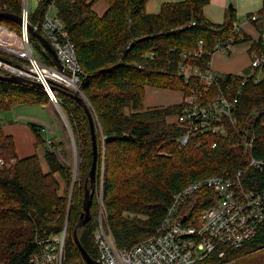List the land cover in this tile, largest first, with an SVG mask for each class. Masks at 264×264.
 <instances>
[{"label": "trees", "instance_id": "1", "mask_svg": "<svg viewBox=\"0 0 264 264\" xmlns=\"http://www.w3.org/2000/svg\"><path fill=\"white\" fill-rule=\"evenodd\" d=\"M50 1L75 48L82 70L80 92L97 119L96 123L93 118L97 145L95 192L100 184L102 144L104 227L118 249L131 248L153 236L172 196L194 182L212 176L228 178L244 170L243 186L264 194V166L261 171L248 168L251 159L264 163V65L258 82L254 81L256 70L251 76L234 77L228 92V98L237 99L231 115L234 122L224 121V136L190 137L181 147L183 130L176 120L180 104L165 108L144 105L147 86L176 89L183 95L189 92L191 83L177 75L181 54L201 41L203 62L208 61L207 53L215 43L232 36L237 21L232 7L226 10L222 24H214L203 13L207 0L166 3L157 14H146L147 0H103L108 9L102 17L92 11L95 0ZM21 3L22 0H0V13L21 16ZM46 7V2L38 1L35 11L29 14L32 28L40 25ZM257 14L264 18V0ZM0 25L20 32V26L1 17ZM252 26L259 34V28ZM241 33L244 38L239 43L251 41ZM253 50L264 54V42H253L248 52ZM231 76H226V82L231 81ZM59 99L79 161L69 205L72 172L61 164L52 146L45 145L37 127L30 124L35 149L41 143L45 145L47 173L42 171L37 154L19 159L13 138L5 135L0 126V160L9 165L0 168V236L7 237V228L16 225L12 221L27 227L19 243L9 241L1 252L3 264H28L40 249L37 243L60 233L65 224L63 264H84L73 229L83 210L84 186L92 162L91 133L84 109L65 95L59 94ZM47 102L39 90L0 81V112L16 105ZM246 139H253L250 147L243 144ZM55 174L64 180L62 194ZM95 192L91 220L77 233L81 247L94 261L98 258L93 237L98 215ZM214 199V192L202 187L187 196L180 213L188 219L212 205ZM263 249L264 225H260L242 248L227 251L223 258L214 252L195 264H246L244 257Z\"/></svg>", "mask_w": 264, "mask_h": 264}, {"label": "built area", "instance_id": "2", "mask_svg": "<svg viewBox=\"0 0 264 264\" xmlns=\"http://www.w3.org/2000/svg\"><path fill=\"white\" fill-rule=\"evenodd\" d=\"M28 0H22L20 32L0 25V71L27 81L38 83L43 88L48 102L57 108L59 94L52 88L66 92H80L82 70L78 64L75 48L70 42L64 24L56 16L54 2H46L47 7L40 25L33 27L48 42L62 66L44 64L31 46V37L26 30L30 12ZM247 22L259 28V39L264 42V18L253 13ZM238 20L233 24L232 36L215 43L207 54L210 59L203 62V43L181 54L177 65V75L185 83H191L189 92L182 96L177 123L183 130L179 146L187 144L190 137L200 135L224 136V121L232 119L237 99L228 98L232 90L231 81L220 77L212 68L215 53L230 54L234 46L243 40ZM250 67L257 71L255 82L261 78L264 65L262 52H249ZM244 79L242 84L244 83ZM236 94H240L238 89ZM253 139L243 140L250 147ZM49 146L51 142L47 141ZM48 146V145H47ZM215 144L212 145V148ZM3 163L0 161V165ZM263 162L250 160L248 168L261 171ZM244 170H238L231 177L212 176L194 182L174 194L165 217L150 238L128 249H118L113 238L104 227V212L99 203L96 227L93 232L98 251L97 264H195L212 253L223 258L227 251L238 250L256 234L257 228L264 225V194L246 189L241 181ZM206 187L215 194L212 205L185 219L180 213L187 196ZM66 224L62 231L50 235L37 243L39 251L30 257L28 264H63ZM78 264V263H77ZM85 264V263H84Z\"/></svg>", "mask_w": 264, "mask_h": 264}, {"label": "rangeland", "instance_id": "3", "mask_svg": "<svg viewBox=\"0 0 264 264\" xmlns=\"http://www.w3.org/2000/svg\"><path fill=\"white\" fill-rule=\"evenodd\" d=\"M157 1L159 0H149L148 6L146 8V12L148 14H151L152 6L155 5L157 7ZM230 4H233V0H230ZM228 3V5H229ZM27 7L28 11L30 13L34 12L37 7V0H28L27 1ZM156 9V8H155ZM154 9V10H155ZM157 13L159 10H156ZM203 13L205 17H210L211 20H219L222 17V11L221 8L218 7L216 4L212 3L211 1H207V4L203 8ZM51 15L55 14L54 10H51ZM152 14H156L152 12ZM206 17V18H207ZM247 17L244 16L242 18H237L238 23L247 22ZM220 21V20H219ZM214 23V22H213ZM248 23V22H247ZM243 33H245L247 36L251 38V41H245L238 43L234 46V50L232 52L234 57L230 58V54H222V53H215L212 59V65L214 68V71L220 76L225 77L227 75L232 76H238L241 75L242 72H245L243 74H252L253 69L250 67V57L247 53L249 47L253 42L258 41L259 35L257 34L256 29L249 24L246 26L245 29H241ZM31 46L36 54V56L46 65H52L51 59L47 55V52L41 47V45L38 42H33L31 40ZM236 52V53H235ZM230 58V60H229ZM221 64L220 68H217V66ZM235 64H241L242 68L235 72H225L224 70H228L230 66L233 68V65ZM224 69V70H223ZM243 69V70H242ZM43 93V92H42ZM183 93L180 90H168V89H161L158 87L153 86H147L145 88V97L148 98V101H146V104L148 107H169V106H175L179 105L182 100ZM83 98L85 99L89 110L91 114L93 115L94 121L97 123V119L94 116L93 109L88 102L87 98L83 95ZM54 107V105H53ZM62 103L60 99L58 100V106L57 108L54 107L56 111H51L48 107V102L46 104H43L41 107L38 106H29V105H17L14 106L11 111H2L0 113V121L2 124H8L12 123L16 120V115H18L22 110H26L31 115L37 117L41 120L42 123L37 122L34 125L37 127L39 131V135L42 138L43 141H45V145L49 147L50 144L47 143V141L52 143V148L54 149L59 161L63 166L68 168L72 172V179H71V186L69 189V195H68V205L69 202V196H72V190H73V184L75 182L76 176H78V151L77 146L74 140V137L72 135L70 126L66 120L65 113L62 109ZM7 112V113H5ZM16 117V118H15ZM20 119V118H18ZM45 145L44 143H41L36 150V154L39 158V163L41 166V169L44 173H47L49 171V168L45 162L44 154H45ZM101 176H100V184L96 189L95 195H96V202L98 205V210L100 208L99 203L101 201L103 212L105 215V210L103 207V196H102V188H101V180H102V174H103V154H104V148L101 144ZM1 161V160H0ZM3 163V162H2ZM6 167L8 168L9 165H0V168ZM55 179L59 182L60 190L59 193L62 194L64 191V180L59 174L54 175ZM97 186V185H96ZM71 201V199H70ZM97 210V212H98ZM106 216V215H105ZM104 216V221H105ZM12 223L16 224L14 227H8L7 228V237L6 235L0 236V256L1 252L6 249L7 243L10 241L14 244L15 242H20L25 235H26V226L20 223H17L16 221H12ZM244 262L246 264H264V249L261 251H258L256 253H252L246 257H244ZM0 264H3L0 261Z\"/></svg>", "mask_w": 264, "mask_h": 264}, {"label": "crops", "instance_id": "4", "mask_svg": "<svg viewBox=\"0 0 264 264\" xmlns=\"http://www.w3.org/2000/svg\"><path fill=\"white\" fill-rule=\"evenodd\" d=\"M181 1H183V0H159V1H157L158 2L157 7L155 5L152 6L151 14H152V12L153 13L156 12V14H157L156 10H160V7L163 4L178 3ZM207 1H209V2L211 1L212 3L216 4L218 7L221 8V11L223 12L222 17L219 19L220 21L218 19L217 20H211L210 17L208 18L206 16L207 19L209 21H211L212 23L214 22V24H222L225 21V12L229 8V6H231L235 10L237 18H242L244 16L247 17L248 14L257 13L262 7V0H233V4L229 3L230 0H207ZM148 2H149V0H147V3L145 5V12H146V8L148 6ZM228 3H229V5H228ZM107 9H108V5L103 0H95V3L92 7V11L98 17H102L104 15V13L107 11ZM146 14H148V13L146 12ZM249 24L250 23H247V22L246 23H244V22L239 23L241 29H245L246 26H248ZM247 53L249 55L248 51H247ZM237 54H235V55H237ZM230 55H231L230 58L235 56L232 53ZM230 58H229V60H230ZM220 66H221V64H219L217 66V68H220ZM212 68H213V65H212ZM241 68H242L241 64H235V65H233V68L230 66V68L228 70H224V69L223 70L225 72L237 73V71L240 70ZM213 70H214V68H213ZM244 72H245V70H244ZM244 72H242L241 75H243ZM146 101H148V98L145 97V99H144L145 104L144 105H145V108H148ZM21 105H27V104H21ZM41 106L42 105H39V107H41ZM13 107L14 106H12L9 110H7V112L11 111L13 109ZM48 107L50 108L51 111H56L50 102H48ZM7 112H5V113H7ZM16 117H15L16 120L12 123L2 124L0 121V126H1V129L5 135L11 136L13 138L14 143H15L17 157L19 159H24V158H27V157H30V156L36 154V150H37V148L35 149V141H36L35 135L30 128V124L34 125L37 122H40V123H42V122L40 119L31 115L26 110L25 111L22 110V112H20L18 115H16ZM18 118H20V119H18Z\"/></svg>", "mask_w": 264, "mask_h": 264}, {"label": "water", "instance_id": "5", "mask_svg": "<svg viewBox=\"0 0 264 264\" xmlns=\"http://www.w3.org/2000/svg\"><path fill=\"white\" fill-rule=\"evenodd\" d=\"M0 17L10 20L16 23L18 26H21L23 24V20L21 16H13L8 13H0ZM26 30L28 34L30 35V37L36 40L41 45V47L47 52V55L51 59L52 64L57 69L61 70L62 66L60 65L55 55V52L52 50L48 42L40 35V33L35 31L29 24H27ZM0 81L7 82L10 84H14V85L30 86L36 90L43 92V88L40 84L32 82V81H27L25 79H22V78L13 76V75H6L3 73H0ZM52 90L57 91L58 94L65 95L68 98H71L72 100L77 102L84 109L88 122H89V129H90L91 141H92V162H91V167H90L88 176L86 178V184L84 186L83 210H82V213L80 214L77 224L75 225L73 229V239L78 248L82 261L85 264H97V262L92 260L87 255V253L83 250V248L81 247L79 243L78 235H77L78 231L81 230L91 220L90 207H91V202H92V196L95 192V178H96V170H97V145H96V135H95L93 116L89 110V107L85 99L82 96L76 93L66 92L61 89L52 88ZM70 199H71V195L69 196V202H70Z\"/></svg>", "mask_w": 264, "mask_h": 264}]
</instances>
